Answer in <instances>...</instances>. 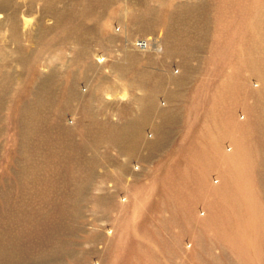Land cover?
<instances>
[{"label":"rangeland","instance_id":"rangeland-1","mask_svg":"<svg viewBox=\"0 0 264 264\" xmlns=\"http://www.w3.org/2000/svg\"><path fill=\"white\" fill-rule=\"evenodd\" d=\"M70 1L58 10L84 16L88 0ZM115 1L103 24L91 17L48 34L44 29L54 24L45 22L40 47L24 71L13 68L20 54L13 60L0 50V62H13L9 75H23L0 94V264H264V96L257 94L263 83L251 68L264 69L258 41L264 0ZM131 2L157 14L160 24L148 35L132 24ZM18 3L29 14L22 46L27 55L35 48L31 35L42 11L35 0ZM200 5L207 9L196 17L210 21L199 25L207 37L188 60L195 72L182 74L183 84L176 85L172 80L185 57L165 54L166 19L184 10L188 20L187 11ZM184 25L175 24L176 33L187 35ZM90 27L95 36L86 49L92 53L72 62L66 75L76 71L85 86L87 74L90 89L98 86L96 100L90 93L80 101L92 115L88 120L78 104L70 108L77 121L60 127L64 149L55 146V136L47 146L64 100V91L55 88L52 108L33 114L36 174L19 182L22 109L35 100L41 79L76 57L79 49L63 44L68 32L79 36V28ZM129 38L148 46L129 50ZM100 56L106 60L95 69ZM125 56L129 60L121 62ZM118 62L127 68L122 80L112 72ZM4 73L0 68V79ZM142 76L151 81L146 89L129 87ZM105 77L116 89L100 86ZM157 87L155 100L150 95Z\"/></svg>","mask_w":264,"mask_h":264},{"label":"bare ground","instance_id":"bare-ground-1","mask_svg":"<svg viewBox=\"0 0 264 264\" xmlns=\"http://www.w3.org/2000/svg\"><path fill=\"white\" fill-rule=\"evenodd\" d=\"M35 2H36V4H38L37 7L38 6L40 7V10L42 11V14L41 13L40 14L42 16L36 25V28L38 27L37 32H34L31 35L32 36L31 37L32 43L34 44L35 48H33L34 50L31 49L27 55H24V53L22 52V46L24 43V41H23L24 36H26L28 34L27 28L29 26V22H28L29 14L26 15V14L22 13L23 12V11L21 12V9L23 8L22 4L18 3V5H15V0H0V35L3 34L4 30L7 31V33H8L7 35H5L6 34L5 33L2 37L4 39L1 41L3 42L4 45L0 46V50L4 49L6 51V53H8L13 58L18 54L21 55L20 57H17V60L15 58L13 59V60H16V61H14L15 63L17 62V65L13 66V68L15 67V70L16 69L18 70V68H20L24 71L27 64H29L30 58L33 55H35L34 53H35L36 49L38 47H40V43H41L40 42L41 37H40L39 31L43 32V26H44L43 24L45 22L54 24L52 27H48L47 30L44 29L46 31V33H48V34L54 32L55 30L62 29L63 28L62 24H65V23L74 24L76 21H78V22H80V24H83V23L85 24L84 19L87 18L88 20H90L91 17H93V19L96 20L97 23L103 24L106 20V11L110 7L111 8L114 7L115 3H116L115 0H88L87 3H84L87 6L84 16H83V14L77 15L78 17L75 18V17L71 16L70 13L67 11L58 10L57 6H59V5L61 6V4H66L68 2V0H35ZM83 2H85V0H83ZM69 4L71 6H74L76 4V2L71 0L67 5H69ZM130 4L129 5L131 6V9L134 10L133 13H136V16L132 19V24L141 33L148 35V33H151L153 31L154 26H155L154 24H160V22L158 21L157 14L152 9L151 10L148 9L147 6H145L144 4H141L139 2H131ZM33 5H34V3H33ZM32 6H31V4H30V6H28L29 10L31 11V12L29 11L30 13H32V9L34 7V6L33 7ZM197 8H193V9H190L189 11H187L188 12L187 14L189 15L188 20L185 19L186 11H184V10H179L177 12L172 11V12H170V14L168 15V17L166 19L167 26L165 29V35H166V37H165V41H166L165 54L168 57H171V56L185 57L184 58L185 61H184L183 65L180 66L179 68H177L179 71L178 73L176 72L178 74V76L173 77V79H175V80H172L173 83L176 85L183 84L182 81H184V80H182L183 79L182 74H188L189 75V74H193L195 72V69H193L189 65L188 60L196 58L197 52L201 49V47H202L201 45L202 44L204 45V42H205L204 40L207 37V32L204 30V28L201 29L199 25L203 23L204 27L206 28L208 26V24H210V21L208 19L207 20L202 19L204 21L201 22V19L198 20V18L196 17L198 10L200 12L201 11L206 12L207 8H206V6H203V5H200V7H197ZM98 9H99V12L101 11V13L98 12ZM194 10H196V11H194ZM194 15H195V17H194ZM201 18H203V17H201ZM80 19L82 21H79ZM122 21L120 20V24L123 23ZM258 21H261V20H258ZM261 23L262 24L259 25L260 28L258 29L259 32L258 31L257 32L259 33L258 35L261 36L262 40L260 39L258 41H259V43L262 42V49H264V23L262 21H261ZM149 24H152L153 28ZM173 24L174 25L175 24H189V25H187L188 28H186V25H184L185 26L184 30L186 31V33L187 32L190 33L192 31V33L197 32V34L193 38H188L189 33L187 34L188 37H187V35H184L183 33H176V30L174 29L175 27ZM79 30H80L79 36L76 35V30H70L67 34V37L63 41V44H70L73 47H76L77 49H79L78 52H76V57H72L71 60H69L68 65L64 66L60 70L58 67H56L51 71V73H49V75L46 74L47 76L45 78L41 79V81H39V83H37L35 85V92H34L35 100L32 101L31 104L25 106L22 109V112H21L22 117L20 116L21 117L20 124H21V133H22L21 138H22V140H21V146H20L19 153L24 158V161L23 162H16L18 167L21 168L20 172L22 174L21 175L19 173L16 176V177H18L19 182L22 181L21 178H24V177L31 178L33 175L36 174L35 169H33L34 168L33 167L34 166L33 161L36 160L35 154L38 152V148H37V145H35L33 147V144H31V141H30V137L34 136V134H36L35 128L33 127V124H32L33 123L32 122L33 121V114L35 111L37 112L40 108L44 112L49 111V109L52 108L49 105H51V103L55 101V100L52 101L54 99V97L56 96L55 88H57V90L59 92L64 91V98H63L64 100H63V106H61V111H59L58 116H57L56 129L52 130L49 134H47V136H49L47 146H51L50 143L52 144V138H53V136H55L56 138H58V141H55V146H58L59 148L64 149V145H65L64 139H65L66 135L64 133V129L61 130L60 127L62 126V124L65 121H67L70 125H73V124L75 125L76 121H77L76 114L73 115L71 112L72 110L70 108H72L78 104L79 107L82 106L88 120H89V116L92 115L91 109L83 106L80 101H82L83 98H86V96H89L90 93L92 95V100H96L97 96H98V93H97L98 92V86L95 88V90L90 89V87L92 86L91 84L93 82L90 81L89 76L87 74L85 75V79H84V81H86L85 86H82V83H81L82 81L77 76L76 71L72 70V72H70L68 77H67L68 74L66 75V70L71 67L72 62H76L77 60L81 59V57L87 55V53L88 54L92 53V52H89L90 49L88 50V49H86V47H87V45L91 44L94 41L95 28H88L87 30H82L79 28ZM113 31L117 35V34L121 33V27L114 28ZM257 32H256V34H257ZM86 34H87L88 38H87V40H84L83 36H85ZM256 40H257V38H256ZM110 41L111 40H108V42H110ZM113 41L114 40H112V42ZM255 43H256V41L254 42V44ZM126 44L128 46L127 49H129V50L131 47L134 48L137 46V47L145 48L148 46L147 42L142 41L138 44V42L136 40L134 41V39H132V38H129L127 40ZM89 48H91V47H89ZM253 48H254V46H253ZM259 49H261V48H259ZM86 50H87V52H86ZM145 51L146 50H143V52H145ZM261 56H263V55H261ZM189 57H194V58L188 59ZM105 60L106 59L104 56L98 57L97 63H95L96 64L95 69H101L102 68L101 65H102V63L105 62ZM128 60H129V57L125 56L121 62H123V61L127 62ZM121 62L114 63L112 66V72L114 74H117L119 76L120 80L123 79L122 75L124 74V71L127 70L126 67H122ZM12 63L13 62L10 63V62H6V61L0 62V68L5 70L4 75L0 79V94H2L3 92L7 93L12 87L17 86L20 83L21 78H22L20 76H23L21 74H20V76L15 75V73L13 74L14 76L9 75L10 74L9 71L12 68ZM261 63H263V62H261ZM251 68L256 70V72L258 73L257 75L259 76V78L262 80V83H263L262 90L260 92H258L257 94L260 96L263 94V96H264V82H263L264 78L262 79V77L264 76V74H262V71L264 69L261 68V64H260V66L259 65L256 66V64L254 65V63H253V66ZM89 69L94 70L93 64H92V66H90ZM128 69H129V67H128ZM64 76H66V81L61 80ZM145 78H144V76H142V77L130 82L129 87L135 88V89L136 88H145L146 89L150 85L151 81L146 80ZM170 79H172V77L169 78V80ZM60 81H61V86L60 85L58 86ZM165 82L166 81L163 80L162 82H159L158 84L162 86L163 84H165ZM102 85H108V86L110 85V81L108 80V78L105 77L101 80L100 86H102ZM114 88L116 89V87L113 85H110V87H108V89H111V90H114ZM157 88H155L154 92H152V94L150 95V97H155V100H157L158 93L160 92L159 91L160 89L159 88L157 89ZM109 97H110V95H108V98ZM170 97H172V96H170ZM139 102H142V104H143L144 100L139 101ZM1 103H2V98L0 96V104ZM89 106H90V104H89ZM151 108H153V106H151ZM144 111H145V108H144ZM148 111L152 112L153 110L151 111L149 109ZM69 113L72 117L70 119H66V117ZM89 126H91L90 123H89ZM46 133H45V135H46ZM108 134H109V131H108ZM90 135H91V129H90V132H87V135H86L88 137V139H90ZM117 138H115V140H119V139L121 140L122 136H119ZM72 148L76 150L75 146H73ZM89 149H91V147H89ZM44 158L46 159V157H44ZM72 163L78 165L79 157L75 156V158H72Z\"/></svg>","mask_w":264,"mask_h":264},{"label":"crops","instance_id":"crops-1","mask_svg":"<svg viewBox=\"0 0 264 264\" xmlns=\"http://www.w3.org/2000/svg\"><path fill=\"white\" fill-rule=\"evenodd\" d=\"M90 28H92V27H90Z\"/></svg>","mask_w":264,"mask_h":264}]
</instances>
